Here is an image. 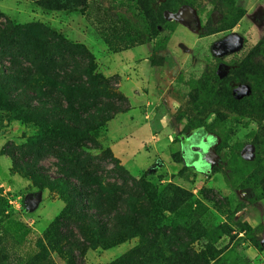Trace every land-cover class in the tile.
<instances>
[{
  "label": "rangeland",
  "instance_id": "1",
  "mask_svg": "<svg viewBox=\"0 0 264 264\" xmlns=\"http://www.w3.org/2000/svg\"><path fill=\"white\" fill-rule=\"evenodd\" d=\"M75 4L77 12L0 0V236L11 264L37 252L69 203L62 181L41 191L32 171L63 175L68 165L51 152L55 132L75 116L69 101L84 99L90 106L77 108L94 116L97 130L81 121L79 138L91 148L85 151L102 183L121 184L115 158L134 180L152 168L147 180L158 192L167 189L166 219L153 228L158 244L145 259L264 264V0L65 6ZM229 38L237 45L220 48ZM143 46L151 47L150 58L124 57ZM130 236L89 249L80 264H110L147 244L136 232ZM53 259L69 264L59 253Z\"/></svg>",
  "mask_w": 264,
  "mask_h": 264
},
{
  "label": "trees",
  "instance_id": "2",
  "mask_svg": "<svg viewBox=\"0 0 264 264\" xmlns=\"http://www.w3.org/2000/svg\"><path fill=\"white\" fill-rule=\"evenodd\" d=\"M36 1L46 2L51 10L75 12L79 10L76 4L65 6V3L70 0ZM157 34L158 32L155 33V36ZM1 73L4 74V72ZM91 80L96 84V78ZM69 88L74 93L86 97L83 89L78 87L75 89L73 86H69ZM82 99L84 98L82 97ZM69 102L75 116L66 123H58L59 132H55L58 145L51 147L53 156L63 161L66 166L68 165V168L61 169L63 175L56 178L38 169L32 171V175L38 179V188L41 191L50 189L58 181H62L60 186L68 193L69 203L45 235L38 240L37 252L29 260L20 264H57L53 259L54 253L61 254L69 264H80L79 256H83L89 249L114 247L131 238L130 235L133 232H136L144 241L147 239V244L145 243V246L131 251L110 264H157L145 258L148 256L146 255L148 250L158 244L154 236L159 232H155L153 228L166 219L162 211H167L164 202L167 189L158 192V189L147 180L152 168L150 171H146L140 180H134L115 158H112L115 165L114 171L121 184L104 185L96 167L93 166L95 160L89 155L87 157L85 149L90 150L91 148L85 145L83 137L79 138V135L83 133L79 127L81 121L85 122L89 128L88 131L97 130L92 127V123L95 121L94 116L85 118L77 108V106L81 108L86 105L90 106V103L85 99L76 106L72 101ZM28 109L30 112H37L40 108L28 106ZM123 111V108H116L115 114ZM110 119L111 117H108L106 120H99V122L103 124ZM106 156L108 157V154ZM154 169H157V166H154ZM72 179H76L77 182H73ZM179 192L181 193V191ZM159 202L161 203L159 204ZM124 223L128 225L127 230L119 231V225ZM150 230L153 231V236L150 238L151 235H149L146 238L147 232H151ZM174 253V250L171 251V255ZM10 261V255L3 243L2 236H0V264H11ZM216 263V259H169L167 261V264Z\"/></svg>",
  "mask_w": 264,
  "mask_h": 264
},
{
  "label": "crops",
  "instance_id": "3",
  "mask_svg": "<svg viewBox=\"0 0 264 264\" xmlns=\"http://www.w3.org/2000/svg\"><path fill=\"white\" fill-rule=\"evenodd\" d=\"M181 28V27H180ZM177 34V32L175 33V34H173L172 35V39L171 40H173V41H178L179 40V38H178V35H176ZM189 37H187V36H185V38L187 39V40H191L192 41V43H195V42H197L196 41V38H194L193 37V35H188ZM180 41V40H179ZM184 47V46H183ZM137 48H139V47H137ZM141 48V47H140ZM143 48H145V49H143V51H140V52H138L137 54H131L132 53V50H134V49H136V48H134V49H131V50H129V51H127V52H125V53H123L124 54V57L125 58H127V59H137L138 58V60H140V59H145L146 57H149L150 58V56H151V54H153V51H152V49H151V47L150 46H143ZM145 56V57H144ZM154 73H156V71H153Z\"/></svg>",
  "mask_w": 264,
  "mask_h": 264
},
{
  "label": "water",
  "instance_id": "4",
  "mask_svg": "<svg viewBox=\"0 0 264 264\" xmlns=\"http://www.w3.org/2000/svg\"><path fill=\"white\" fill-rule=\"evenodd\" d=\"M236 41L235 38H229L228 40H226L224 43L219 44L220 48H228L229 51L232 50V48L235 47ZM37 205V200L35 199L32 203L31 206H29V210H33Z\"/></svg>",
  "mask_w": 264,
  "mask_h": 264
}]
</instances>
